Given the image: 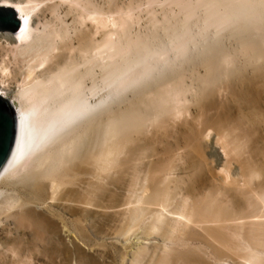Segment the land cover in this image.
Segmentation results:
<instances>
[{"label": "bare ground", "instance_id": "1", "mask_svg": "<svg viewBox=\"0 0 264 264\" xmlns=\"http://www.w3.org/2000/svg\"><path fill=\"white\" fill-rule=\"evenodd\" d=\"M0 6V264H264V0Z\"/></svg>", "mask_w": 264, "mask_h": 264}, {"label": "water", "instance_id": "2", "mask_svg": "<svg viewBox=\"0 0 264 264\" xmlns=\"http://www.w3.org/2000/svg\"><path fill=\"white\" fill-rule=\"evenodd\" d=\"M21 20L12 7L0 6V32H16ZM18 119L14 105L0 96V172L7 163L17 137Z\"/></svg>", "mask_w": 264, "mask_h": 264}, {"label": "rangeland", "instance_id": "3", "mask_svg": "<svg viewBox=\"0 0 264 264\" xmlns=\"http://www.w3.org/2000/svg\"><path fill=\"white\" fill-rule=\"evenodd\" d=\"M6 32H11V31H6ZM10 96H11V94H10ZM228 103H229V105L231 106L232 105V107H234L235 108V104L232 102V101H229L228 100ZM201 109H200V107L197 105V104H192L191 105V111H190V113H189V115L187 116V119H185L184 121L183 120H179V121H177V123H176V126H177V129H179V130H186L188 127H190L191 126V123L192 124H195V122H196V120H197V118H199V119H201V113L202 112H199ZM235 110V109H234ZM214 111H210L209 113H213ZM192 113V114H191ZM194 115V116H193ZM199 115V116H198ZM194 117V118H193ZM205 116L203 115V117L202 118H204ZM187 120V121H186ZM195 121V122H194ZM200 122H202V119H201V121ZM198 125V127H203V125L202 124H197ZM199 125H201V126H199ZM182 165L184 166V165H186L185 163H182ZM70 221L68 222V226H67V228L69 229V230H71V226H70V222L73 220H71V218L69 219ZM84 223V222H83ZM85 229V234H86V236L89 238V239H91L92 240V238L94 237L93 235H92V233H91V231L88 229L87 230V228L85 227V224H83L82 225ZM107 226V225H106ZM107 227H110V225H108ZM66 239H69V236L68 237H66ZM107 241H110V242H114V241H116V240H114V239H107ZM88 243H92V241H89ZM101 244H94L93 246L95 247V248H102V249H106V250H110L112 247L111 246H107L106 245V247H104V246H100ZM108 245H111V244H108ZM111 247V248H110ZM33 264H40V262H38V260L36 259L34 262H33ZM115 264H121L120 263V260L118 261V259L116 258V263Z\"/></svg>", "mask_w": 264, "mask_h": 264}]
</instances>
